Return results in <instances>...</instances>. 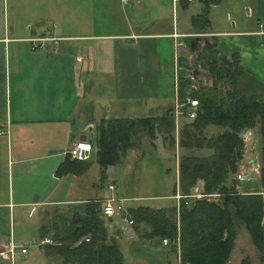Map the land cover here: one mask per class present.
<instances>
[{
  "label": "crops",
  "instance_id": "crops-1",
  "mask_svg": "<svg viewBox=\"0 0 264 264\" xmlns=\"http://www.w3.org/2000/svg\"><path fill=\"white\" fill-rule=\"evenodd\" d=\"M21 1L27 5L26 24L18 21L21 9L16 8L12 26L0 25V251L10 242L25 245L27 253L15 258L51 264L45 245L31 243L61 228L66 219L62 215L83 211L88 203L103 205L111 197L126 209L131 207L128 201L139 199L118 194L116 183L107 180L108 167L119 164L129 169V151L136 148V141L117 163L102 167L95 143L97 128L103 120L132 118L136 104L157 122L169 112L175 121L176 68H184L179 64L183 57L191 66L194 63L195 55L191 61L184 54L191 37L208 38L225 57L238 54L244 76L254 86L248 95L264 92V40L254 34L258 22L264 21V0H243L245 18L228 17L227 25L215 29L209 13L223 0L208 7V24L203 28L192 24L194 15L203 12L198 0H131L127 5L120 0ZM39 39L43 46L33 48ZM155 138L153 149L161 154L162 142ZM80 141L91 145L89 157L82 161L68 153ZM155 152L150 157L140 154V160L155 158ZM254 157L251 162L260 166ZM175 170L172 194L161 197L177 205L175 195H182L179 165ZM243 184L240 193L256 191L264 199L256 179ZM120 217L117 212L106 218L110 233L119 230L117 243L124 264H177L175 249L159 239L140 238L131 226H121ZM261 222L264 231V216ZM34 255L42 261L33 262Z\"/></svg>",
  "mask_w": 264,
  "mask_h": 264
},
{
  "label": "trees",
  "instance_id": "trees-1",
  "mask_svg": "<svg viewBox=\"0 0 264 264\" xmlns=\"http://www.w3.org/2000/svg\"><path fill=\"white\" fill-rule=\"evenodd\" d=\"M198 1L203 4V12L194 15L192 24L195 28H203L208 24V7L221 0ZM193 60L205 70L211 84L197 82L194 85V78L178 77V97L185 100L188 96L198 101L197 116L185 123L184 131L194 139L189 145L207 148L211 154H187L180 158L179 188L184 197L178 205L172 201L162 207L137 205L127 210L133 220L131 227L140 238L161 240L179 235L181 260L189 264H226L235 242L237 223L245 226L251 241L260 251L264 249L262 194L256 191L238 193L228 183L230 175L239 168L243 151L238 133L245 128L257 127L264 142V92L246 95L239 90L238 80L244 75V68L236 53L225 57L214 44H210L204 45ZM179 62L190 68L188 62L182 59ZM227 80L229 88L226 89ZM165 121L157 122L152 117L101 121L95 137L99 164L107 167L117 163L120 155L133 147V140L141 132L147 131L152 138L156 131L173 130L174 119L170 112ZM209 124H217L224 130L206 138L202 132ZM194 131L204 138L199 140ZM261 163L260 182L264 188L263 149ZM199 181H202V194L219 193V198L190 197L191 190ZM102 207L100 202H93L86 204L83 211L72 210L71 214L62 215L63 219L66 218L64 225L58 226L50 235L59 241V245L42 247L50 263L56 260L58 262L54 264H124L117 243L119 230L115 228L113 233L109 232ZM0 264L11 263L0 258ZM240 264H251V260L245 257Z\"/></svg>",
  "mask_w": 264,
  "mask_h": 264
},
{
  "label": "rangeland",
  "instance_id": "rangeland-1",
  "mask_svg": "<svg viewBox=\"0 0 264 264\" xmlns=\"http://www.w3.org/2000/svg\"><path fill=\"white\" fill-rule=\"evenodd\" d=\"M243 2V0H223L220 2V4L214 6L209 13V22L211 25L215 28L221 27L222 25L226 24L225 22L226 19H233L236 17V15L240 14L241 17L245 18V9L243 8V5L240 6V3ZM17 6V7H16ZM26 4L25 1L18 0L14 2L13 5V0H0V25L1 27H11L12 26V11H16V8L21 9V14L18 16V21L20 22L21 25H25V9H26ZM211 20V21H210ZM233 20L230 21V24ZM29 25H34L33 22H31ZM28 26V24H27ZM187 56L191 57L192 61V56H194V53H191L189 49H185V53ZM184 61H188L187 58L183 57ZM194 65V63H193ZM183 67V66H182ZM185 68V67H184ZM188 69V68H186ZM199 71V75L197 78V82L199 83V79L201 84H211V79L208 78V76L205 75V70L202 69L200 66L197 67ZM188 70H192V66L190 65V68ZM191 77V76H190ZM192 78V77H191ZM224 88H229V81L227 80L225 82ZM249 81L248 79L243 75L239 77L238 80V88L239 90L248 95V91H251V89H254L253 85L249 86ZM172 87V86H171ZM251 88V89H249ZM251 95V94H249ZM188 97V96H187ZM191 98V97H190ZM169 101H173V91L171 92V99ZM185 100H179L175 104L174 108V116H175V121H174V129L171 130L170 132H164V133H159L155 132L154 137L150 138L149 134L147 131L141 132L139 134V137L135 139L137 145L135 149L130 150V158H128V163H129V169H121L119 164L113 165L108 167L107 171V180L109 183L115 182L117 186V192L120 195L123 196H129V197H139V199H132L128 201L127 203L130 204L131 206H137V205H147V206H152V207H160L166 204L171 203V200H167V197H161V196H166L172 194L175 183L177 182V175H176V170L175 166L179 165L180 158L183 155L191 154V155H209L211 154V151L207 148H197L192 145H189L188 143L192 144L194 142V139L188 134V132H185V123L190 122L193 119H189L186 116L178 114L176 111L179 108V105L183 103ZM136 104V103H135ZM134 110L130 113V117L132 118H142V117H149L152 116L150 112L148 113H143V109L139 104H136L133 106ZM168 114V113H167ZM163 115L162 120L163 122L166 123L165 117L166 115ZM184 117V118H182ZM179 120L177 121V119ZM177 122V123H176ZM164 129V127H163ZM224 130L223 127L218 126L217 124H209L207 125L202 132V135L205 136L206 138H211L213 136H216L220 134ZM190 131V129H188ZM251 131L253 136H247V132ZM195 136L200 140L201 138H204L201 133L198 131H194ZM258 128H245L242 131L238 133V136L240 140L243 143V151L241 155V160L239 161L238 166L242 165L243 163L248 164V161L252 160V156L254 155L257 159V162L260 164L259 167L262 166L261 163V155H262V149L264 151V142L262 140H253L255 136L260 137L258 133ZM247 136V138H246ZM156 137V138H155ZM174 137V140H172ZM155 138L157 140H161L159 142H162V150L161 154L158 152H155V149H153L152 145V139ZM188 145H186V144ZM184 144V146H182ZM255 149V152L252 151ZM155 152V158L149 159H144L140 160L141 157L140 154L144 153L145 157H150L153 153ZM247 166V165H246ZM237 172V171H236ZM236 172L232 175H230V180H229V186H233L235 184L234 181V176ZM100 178V177H99ZM260 176L256 179V182L259 183L260 186ZM202 181H199L196 186L193 187L191 190L192 192H195L194 189H196V192H201L202 191V186L200 183ZM232 184V185H230ZM243 183L240 184L241 190L242 189ZM106 187L102 189V191H105ZM264 189V188H263ZM233 190L235 192H239V190H235L233 187ZM195 192V193H196ZM179 193L182 194L180 188H179ZM194 193V194H195ZM217 194V196L215 195ZM209 196L206 195V198L209 200H216L219 195V193H212L208 194ZM214 195V196H211ZM156 196H160L161 198H154ZM216 196V197H215ZM53 211V208L50 209V212ZM262 223V222H261ZM237 233H236V238H239L240 241L233 244L230 256L233 252L231 257V262L229 264H238L240 263V259L242 260L245 257H248L249 260H251V264H263L264 262V249L260 251L251 241L249 233L245 226L243 224L237 223ZM51 237V236H50ZM171 241H177L178 246L176 244H171L170 249L180 250V240H179V235H177L174 238H169ZM29 254V253H28ZM27 254V255H28ZM229 256V258H230ZM229 260V259H228ZM32 261L33 262H41L42 257H39L38 255L32 256ZM30 260H27V257H18L15 258L14 263L12 264H29ZM58 261L52 260L51 264H54Z\"/></svg>",
  "mask_w": 264,
  "mask_h": 264
},
{
  "label": "built area",
  "instance_id": "built-area-1",
  "mask_svg": "<svg viewBox=\"0 0 264 264\" xmlns=\"http://www.w3.org/2000/svg\"><path fill=\"white\" fill-rule=\"evenodd\" d=\"M120 1L122 4H125V5L131 2V0H120ZM246 12L248 15H250V12H251L250 8H247ZM254 34H256L257 36L262 38V40H264V21L258 22L257 29L255 30ZM40 40L42 39L34 40V42L36 43L33 44V48H39V47L41 48L43 46L42 44L37 43ZM177 70H178V67L176 68V71ZM179 108L180 109L177 111L178 114L186 116L189 119H194L197 116L198 101L196 99L186 97L185 101L179 105ZM246 135L250 137L253 136L251 131H248ZM90 151H91L90 143L80 141L74 144V146L68 151V153L72 159L82 161V160H86L89 157ZM247 162L249 163L246 164V161H245V163L240 165V167L238 168L234 176L235 184L233 185V187L235 190L240 189V184L253 181L254 179H257L260 176L259 165L252 163L251 161H248V160ZM109 189H113V186L110 185ZM215 195L217 196V194ZM204 196L206 195H202V194L190 195V197H193V198H201ZM211 196H214V195H211ZM183 197L184 196L180 194L175 195V198L178 200V203H179V200ZM119 202L121 203L122 200H120ZM102 212L105 217H109V218H112L113 216L117 214V212H120L121 213L120 220H121V223L123 224L121 226H124V228H126V225L131 226L133 223L131 214L128 212V210L125 207H123L122 204L115 205V199L113 197L104 201ZM172 243L178 246L177 241H171L169 240V238L161 239V244L165 247H170ZM31 245H34V246L59 245V241L54 240L52 237L44 236L42 238L39 237L36 240H34V242H32ZM27 251L28 249L25 245L17 246L14 243L10 242L6 249L0 251V258L10 260V263L12 264L14 263V258L17 254L24 255L27 253ZM176 255H177V260H178L177 264H189L188 262L181 260L179 249H177Z\"/></svg>",
  "mask_w": 264,
  "mask_h": 264
},
{
  "label": "water",
  "instance_id": "water-1",
  "mask_svg": "<svg viewBox=\"0 0 264 264\" xmlns=\"http://www.w3.org/2000/svg\"><path fill=\"white\" fill-rule=\"evenodd\" d=\"M211 43L208 41V38L203 37V36H193L189 39L188 41V47L190 51H192L195 56L198 55L199 49L204 46V45H210ZM199 67L198 63H194L192 65V70L184 69V68H179L178 69V76L179 77H187L191 76L192 78L195 79L194 85H197V78L199 75V71L197 69Z\"/></svg>",
  "mask_w": 264,
  "mask_h": 264
},
{
  "label": "flooded vegetation",
  "instance_id": "flooded-vegetation-1",
  "mask_svg": "<svg viewBox=\"0 0 264 264\" xmlns=\"http://www.w3.org/2000/svg\"><path fill=\"white\" fill-rule=\"evenodd\" d=\"M201 85H204V84H201Z\"/></svg>",
  "mask_w": 264,
  "mask_h": 264
}]
</instances>
